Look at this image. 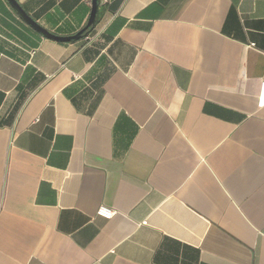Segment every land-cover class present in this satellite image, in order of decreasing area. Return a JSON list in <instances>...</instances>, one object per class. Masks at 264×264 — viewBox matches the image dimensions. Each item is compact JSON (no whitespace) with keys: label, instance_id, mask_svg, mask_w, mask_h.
I'll return each instance as SVG.
<instances>
[{"label":"crops","instance_id":"0c3cea01","mask_svg":"<svg viewBox=\"0 0 264 264\" xmlns=\"http://www.w3.org/2000/svg\"><path fill=\"white\" fill-rule=\"evenodd\" d=\"M100 12L0 0V264H264V0Z\"/></svg>","mask_w":264,"mask_h":264},{"label":"water","instance_id":"95a60500","mask_svg":"<svg viewBox=\"0 0 264 264\" xmlns=\"http://www.w3.org/2000/svg\"><path fill=\"white\" fill-rule=\"evenodd\" d=\"M12 8L19 14V16L37 32L42 34L44 37L60 42V43H69L79 41L87 36L96 28L97 26V17L100 11V7L108 2V0H92L91 2V14L87 24L75 35L72 36H58L50 32L49 30L42 27L34 18H32L18 0H8Z\"/></svg>","mask_w":264,"mask_h":264},{"label":"built area","instance_id":"2783aa9c","mask_svg":"<svg viewBox=\"0 0 264 264\" xmlns=\"http://www.w3.org/2000/svg\"><path fill=\"white\" fill-rule=\"evenodd\" d=\"M97 215L102 217V218H105L107 220H110L115 215V212H113L112 210H110V209H108L106 207H101L98 210Z\"/></svg>","mask_w":264,"mask_h":264},{"label":"trees","instance_id":"16d2710c","mask_svg":"<svg viewBox=\"0 0 264 264\" xmlns=\"http://www.w3.org/2000/svg\"><path fill=\"white\" fill-rule=\"evenodd\" d=\"M100 16H101V12L99 11V13H98V17H97V24H98V22H99Z\"/></svg>","mask_w":264,"mask_h":264}]
</instances>
